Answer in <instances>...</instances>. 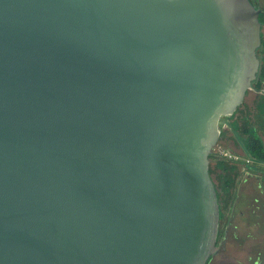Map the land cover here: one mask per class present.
<instances>
[{"label": "water", "instance_id": "1", "mask_svg": "<svg viewBox=\"0 0 264 264\" xmlns=\"http://www.w3.org/2000/svg\"><path fill=\"white\" fill-rule=\"evenodd\" d=\"M260 11L0 0V264H206L209 154L255 78Z\"/></svg>", "mask_w": 264, "mask_h": 264}, {"label": "crops", "instance_id": "2", "mask_svg": "<svg viewBox=\"0 0 264 264\" xmlns=\"http://www.w3.org/2000/svg\"><path fill=\"white\" fill-rule=\"evenodd\" d=\"M234 132L226 139L237 144L230 151L239 156L240 175L225 212L217 249L206 264H264V164L248 154ZM245 157L251 161L246 163Z\"/></svg>", "mask_w": 264, "mask_h": 264}, {"label": "trees", "instance_id": "3", "mask_svg": "<svg viewBox=\"0 0 264 264\" xmlns=\"http://www.w3.org/2000/svg\"><path fill=\"white\" fill-rule=\"evenodd\" d=\"M252 1L256 7H259L255 0ZM260 9L258 19L261 25V43L264 44V8ZM232 128L234 131L244 134L243 142L248 154L260 162L264 161V143L259 136L249 131L250 125L244 123L240 126L234 122ZM225 138V133L220 132L219 139L213 151L209 154V173L216 188L221 225L225 219V212L232 201L233 190L240 175V166L237 162L227 161L219 156V151L224 148L220 146V142L221 139Z\"/></svg>", "mask_w": 264, "mask_h": 264}, {"label": "flooded vegetation", "instance_id": "4", "mask_svg": "<svg viewBox=\"0 0 264 264\" xmlns=\"http://www.w3.org/2000/svg\"><path fill=\"white\" fill-rule=\"evenodd\" d=\"M255 2L257 1L255 0ZM261 41L256 48L258 68L255 78L252 80L250 88L246 90L241 103L235 111L230 116L224 117L220 123L221 128L223 126L221 132L225 133L226 138H228V135L232 131L234 132L232 126L236 122L240 126L248 123L250 126L258 128L261 125L262 129L259 134L264 140V44ZM231 142V148L229 150H235L237 144L234 140H231ZM227 146L230 147L229 145Z\"/></svg>", "mask_w": 264, "mask_h": 264}, {"label": "rangeland", "instance_id": "5", "mask_svg": "<svg viewBox=\"0 0 264 264\" xmlns=\"http://www.w3.org/2000/svg\"><path fill=\"white\" fill-rule=\"evenodd\" d=\"M256 1H257V5H258L259 7L264 8V1H263V0H256ZM222 128H223V126H222ZM222 128H220V132H221ZM261 129H262V126H261V125H259L258 128L255 127V126H250V130H249V131H251V132L254 133L255 135L261 137V135L259 134V132L261 131ZM234 136H235L234 138H235L236 140H239V143H240V144L242 143V147H243V146H244V145H243V144H244V142H243V137H244L243 134H241L240 132H237V131L235 130V132H234ZM228 144H229V146H231V140L221 139L220 146L226 148ZM243 148H244V147H243ZM226 149H227V148H226ZM262 167H263V169H264V165H263ZM221 228H222V225H220V228H219V230H218V233H217V239H218V237L221 235V234H220V233H221Z\"/></svg>", "mask_w": 264, "mask_h": 264}, {"label": "built area", "instance_id": "6", "mask_svg": "<svg viewBox=\"0 0 264 264\" xmlns=\"http://www.w3.org/2000/svg\"><path fill=\"white\" fill-rule=\"evenodd\" d=\"M219 156L222 159H225L227 161H234L237 162L239 161V156L236 154V152L234 151H230L229 149L223 148L219 151ZM251 159L249 157H245V162L248 163L250 162ZM248 170H246L245 172H247Z\"/></svg>", "mask_w": 264, "mask_h": 264}]
</instances>
